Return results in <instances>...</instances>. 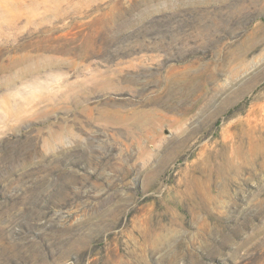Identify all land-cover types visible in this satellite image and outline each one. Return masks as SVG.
Returning <instances> with one entry per match:
<instances>
[{"label": "rangeland", "instance_id": "rangeland-1", "mask_svg": "<svg viewBox=\"0 0 264 264\" xmlns=\"http://www.w3.org/2000/svg\"><path fill=\"white\" fill-rule=\"evenodd\" d=\"M0 264H264V0H0Z\"/></svg>", "mask_w": 264, "mask_h": 264}]
</instances>
